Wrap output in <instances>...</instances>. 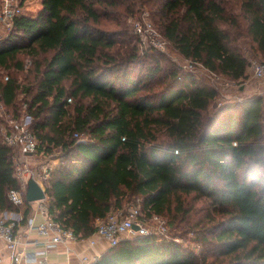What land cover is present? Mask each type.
<instances>
[{
  "label": "trees",
  "instance_id": "obj_1",
  "mask_svg": "<svg viewBox=\"0 0 264 264\" xmlns=\"http://www.w3.org/2000/svg\"><path fill=\"white\" fill-rule=\"evenodd\" d=\"M138 2L177 53L210 71L242 83L246 49L264 61V0H41L35 16L20 14L0 40V97L18 117L25 92L37 152L60 160L45 182L49 213L84 238L140 200L210 245L200 255L141 235L92 264H213L215 253L219 264H264V98L217 106V88L140 52L124 19ZM19 188L0 129V214L18 208L9 190Z\"/></svg>",
  "mask_w": 264,
  "mask_h": 264
},
{
  "label": "built area",
  "instance_id": "obj_2",
  "mask_svg": "<svg viewBox=\"0 0 264 264\" xmlns=\"http://www.w3.org/2000/svg\"><path fill=\"white\" fill-rule=\"evenodd\" d=\"M21 2L17 0H1L0 7V40L9 35L14 26L16 17L22 14ZM134 33L140 38L139 42L142 51H146L148 47H154L160 50L165 49L167 39L162 36L151 21L137 19L133 22ZM144 44V45H143ZM187 59V58H186ZM188 63L184 64V68L194 71L192 68L203 66L193 59H187ZM181 68V65L179 66ZM252 74L259 80L264 82V61L252 60L250 63ZM264 97V92L262 94ZM7 107L0 97V117H3ZM26 118V119H25ZM31 115L27 114L22 118L8 117V125L4 127L3 135L6 144L13 151V162L15 168V176L20 183L19 189L9 190L10 199L17 205L25 203V194L27 189V181L34 178L43 188H46L45 182L51 177L54 166L46 163L44 166L31 164L29 156L37 154L38 140L36 134L31 129L28 119ZM46 198L37 200L38 210L42 213L43 219L36 223L34 218H29L27 224L29 228L36 229L37 232L45 238V243L51 245L65 242L68 239H75L76 236L72 229L61 226L49 213ZM119 211L121 209H118ZM148 210H142L138 206H132L126 213H110L105 219H97L95 223L96 230L94 234H98L108 242L110 246L116 245L123 239L133 238L141 235H156L158 238H164L166 235L164 221L160 215L156 213L148 214ZM158 222L156 227L149 228L146 224L148 220ZM18 219L10 218L5 214H0V238L5 240L6 248L13 257L15 264H48L46 249H36L28 252L25 247H20V238L17 234ZM94 242V241H93Z\"/></svg>",
  "mask_w": 264,
  "mask_h": 264
},
{
  "label": "rangeland",
  "instance_id": "obj_3",
  "mask_svg": "<svg viewBox=\"0 0 264 264\" xmlns=\"http://www.w3.org/2000/svg\"><path fill=\"white\" fill-rule=\"evenodd\" d=\"M17 1L22 2V0H17ZM21 6H22V12L23 13H25L26 15L35 16L39 12V10L41 9L42 5H41V0H23ZM137 6L139 9H138L135 16H130V17L124 18V19H126L127 28L129 29V32L132 35H135L134 30H133V22L137 19H142V17H144L148 21H151L152 24L154 25V27L159 32H161V29L158 26L159 21L156 23L154 20V17H153V15L155 14L154 9H151V7H148L147 5L145 6L141 2H138ZM0 7H1V0H0ZM139 40H140V38H138V42H139ZM241 45L243 47L245 45H247L246 38H243L241 40ZM149 48L150 47H148L146 50H148ZM139 49H140V52H142L141 45H140ZM154 49L161 52L160 57L164 58V60H163L164 65H167L169 63H174L177 66L181 65L182 70H186L184 68V64H187L188 60L185 57H183L182 55H180L179 53H177L172 48V46L170 45V42L168 40L166 42L165 49L163 51L160 49H157V48H154ZM249 52H250V50L246 49V54L249 56L250 63L254 59L261 60L258 56H253L251 54V52L250 53ZM26 61L27 62H26L25 68L29 67V65L31 63L30 59H27ZM250 63H249V67H248V77L242 83L230 80L227 77H225L224 75H222L221 73H216V72L210 71L209 69H205L199 65L192 68V70H194L192 72H194V74L198 77V79L201 82L207 83V84L212 85L215 88H217L219 95H218L215 103L217 104V106H220L224 103L240 101V100H242L244 98H248L250 96H263L262 94L264 92V82L257 79L252 74ZM12 71H13L12 69L11 70H9V69L3 70L4 74H8V72H12ZM16 75L20 78V81H22V79L24 78V73L22 71L16 72ZM242 85L244 87L241 89L240 87ZM25 96H26V94L24 91H19L17 103H20L22 105V108L20 110L21 111L20 116H18L16 118H22L25 115H27L26 111H25V109H26L25 100L27 98ZM8 117H12V116H11V113L8 111V108H7L3 117H1L3 119L0 122V129H1L2 133H3L2 128L4 129V127H6V125H8V122H7ZM28 120H29L28 123L32 122V118L28 119ZM30 125H31V123H30ZM191 204H194L193 201L191 202ZM200 204H201V202L196 203V205H194L195 208L190 212V215L192 216L191 218L196 219L198 216H200L201 213H196V208L198 206H200ZM132 206H138L143 210L142 205H141V201L139 200V202H137V203H134V202L130 203L129 202L124 207H122L120 211L115 210L113 213H120V212L126 213ZM160 218H161V220L164 221V228H165V232H166L165 237L159 238L160 240H167V241L168 240H174L176 242H180V243L184 244L185 247L192 248L196 252V254H200V255H201L202 248H207V246L210 247L209 244H206L200 240L201 238L197 235V233H195L193 230L188 228V226H190V225L186 224L187 221H185L186 223L182 222L179 225H176V224L172 225V224H169V221H168L169 217H164V216L160 215ZM146 224L149 228H152V227H156L158 225V222L152 221L150 219L146 222ZM220 258L221 257H217L216 253L215 254H209L207 261L209 263L219 264Z\"/></svg>",
  "mask_w": 264,
  "mask_h": 264
},
{
  "label": "crops",
  "instance_id": "obj_4",
  "mask_svg": "<svg viewBox=\"0 0 264 264\" xmlns=\"http://www.w3.org/2000/svg\"><path fill=\"white\" fill-rule=\"evenodd\" d=\"M29 161L39 167L46 163H51L56 167L60 163L58 158H49L42 153L29 156ZM38 204V201L20 204L16 210H5L1 214L18 219L16 228L20 238V247H25L28 252L46 249L48 264H92L110 246L105 239L96 233L84 238L68 239L54 245L45 243V238L36 229L29 228L27 224L30 217L34 218L36 223L43 219L42 213L38 210ZM27 209L28 211L25 213ZM0 264H15L13 257L6 248L5 240L2 238H0Z\"/></svg>",
  "mask_w": 264,
  "mask_h": 264
},
{
  "label": "water",
  "instance_id": "obj_5",
  "mask_svg": "<svg viewBox=\"0 0 264 264\" xmlns=\"http://www.w3.org/2000/svg\"><path fill=\"white\" fill-rule=\"evenodd\" d=\"M244 86L242 85L240 88L242 89ZM46 189L36 181L34 178H30L27 181V189H26V200L29 202L37 201L40 199L46 198Z\"/></svg>",
  "mask_w": 264,
  "mask_h": 264
}]
</instances>
